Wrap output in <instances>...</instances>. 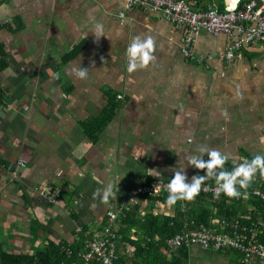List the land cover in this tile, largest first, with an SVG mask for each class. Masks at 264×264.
Here are the masks:
<instances>
[{"label": "crops", "instance_id": "1", "mask_svg": "<svg viewBox=\"0 0 264 264\" xmlns=\"http://www.w3.org/2000/svg\"><path fill=\"white\" fill-rule=\"evenodd\" d=\"M184 1H195L196 9L226 7V0ZM97 24L103 30L99 39ZM183 35L158 12H126L123 0H7L0 6V46L8 62L0 73L5 250L21 253L48 240L72 241L78 227L96 237L106 210L142 183L171 180L182 167L186 183L203 176L206 169L187 160L200 157L201 146L235 164L264 155V46L244 45L227 60L233 37L201 31L193 44L198 64L183 57ZM136 36L153 38L155 60L129 73L127 48ZM82 68L86 78L78 75ZM111 96L119 108L92 143L82 124L98 117ZM202 159H209L207 153ZM109 184L114 195L102 202ZM64 186L69 192L55 197L52 189ZM171 211V205H150L143 198L134 219ZM118 228L117 253L124 264H150L140 257L132 263L129 240L142 237L140 227ZM231 253L194 244L183 264L189 255L198 258L195 264H238V254Z\"/></svg>", "mask_w": 264, "mask_h": 264}, {"label": "built area", "instance_id": "2", "mask_svg": "<svg viewBox=\"0 0 264 264\" xmlns=\"http://www.w3.org/2000/svg\"><path fill=\"white\" fill-rule=\"evenodd\" d=\"M5 1L7 0H0V6ZM123 1L126 12L135 8L158 12L176 29L183 30L182 55L198 64L202 60L194 55L193 44L201 31L233 37L225 51L224 57L227 60L234 59L244 45L260 43L264 46V0L260 2L248 0L242 4H238L237 0H226L223 11L213 7L196 9L195 1L192 3L184 0ZM118 16L123 18L125 14L119 13ZM18 164L19 167H26L25 161ZM253 182L254 184H250L252 187L249 186L251 189L237 188L242 193L239 198H230L220 192V197L223 195L228 197L227 204L240 202L244 205L236 217L222 218L213 227L190 224L169 237L167 243L172 247H189L196 244L214 252H234L238 254V264H264V192L259 188L260 184H264V178ZM169 183L170 180L161 178L146 181L107 209L104 224L98 234L86 241V250L81 253L84 264H89L94 257L100 264H124L119 262L117 253L120 219L134 211L143 198L155 199L169 195L167 189ZM217 188V183L214 185L204 183L199 194L214 196ZM52 192L58 197L69 190L64 186L56 187ZM245 192L246 195H243ZM79 200L80 195L74 199V204H78ZM251 203L259 205L247 209L246 206ZM81 230L82 227L77 228V231Z\"/></svg>", "mask_w": 264, "mask_h": 264}, {"label": "trees", "instance_id": "3", "mask_svg": "<svg viewBox=\"0 0 264 264\" xmlns=\"http://www.w3.org/2000/svg\"><path fill=\"white\" fill-rule=\"evenodd\" d=\"M223 11V10H221ZM82 49V45L71 51L65 58V61H69L75 57ZM8 67L7 53L3 46H0V73ZM1 101V95H0ZM119 108V103L114 99V96L110 97L108 105L102 110L101 114L87 122H83L82 127L86 136L92 143H96L99 134L104 127L113 119L115 113ZM253 157H245V159L251 162ZM244 160V159H243ZM232 163L227 161L224 165V170L231 172L240 163ZM215 173H219L221 169L214 170ZM207 172V169H206ZM206 172L204 175H206ZM203 175V176H204ZM262 179L259 172L255 174L253 181ZM204 183L211 185L216 184L215 178H209ZM252 187V185H250ZM239 189V184L236 185ZM251 187H248L251 189ZM260 190L264 192V184H260ZM71 196L79 197V193L73 189L70 193ZM168 195L158 198H145L150 202V205L154 203L165 204L167 203ZM228 197L219 196L218 198L212 195H196L191 201L179 200L175 205H171L172 211L167 214L154 215L148 213V215L136 221L135 213L132 211L128 213L124 218L120 219V226L126 224H137L143 231V235L140 238L129 240L134 245V253L132 263H138L137 258H143L150 264H183L188 256V247H172L167 243V239L181 230L183 227H188L190 224L198 226L203 224L206 227H213L222 218H233L242 210L244 205L240 202H233L227 204ZM259 204L251 203L247 205V209L251 207H257ZM135 220V221H134ZM120 234L118 228V235ZM92 234L87 233V227H83L81 231H77L74 240L69 241L62 239L58 242L48 240L43 248H39L35 251H24L21 253L5 250L0 242V264H84V259L81 256L86 250V241ZM93 238V237H92ZM118 244V243H117ZM165 250L166 252H163ZM220 253V252H219ZM119 256V262L124 263ZM140 262V261H139ZM89 264H100L96 257L92 258Z\"/></svg>", "mask_w": 264, "mask_h": 264}, {"label": "clouds", "instance_id": "4", "mask_svg": "<svg viewBox=\"0 0 264 264\" xmlns=\"http://www.w3.org/2000/svg\"><path fill=\"white\" fill-rule=\"evenodd\" d=\"M97 39L103 35L102 26L97 24L94 31ZM154 41L151 36L147 39H141L140 36L133 38L132 43L127 48L129 73L135 72L138 69L145 68L149 65L150 61H154ZM80 78L87 77V69H80L78 71ZM198 151L202 154L200 157L189 156L188 163L194 165L198 169H207L204 176H193L192 183H186V173L184 168L175 171L174 177L171 178L170 183L167 185L169 195L167 203L175 205L179 200L191 201L199 194L202 184L209 178H215L218 188L214 193L216 198L219 197L220 192H223L230 198H239L242 193L238 191L236 185L239 184L240 188L247 189L253 181L255 174L259 172L260 176L264 178V155H255L249 163L248 159H244L242 163L236 166L231 172L224 170V165L230 159L226 154H222L217 150H209L205 147H199ZM207 153L209 159L207 161L202 159V156ZM221 169L217 174L215 169ZM99 195V190L94 193V196ZM112 185L109 184L104 191L102 202H107L110 196H113ZM246 195V192L243 193Z\"/></svg>", "mask_w": 264, "mask_h": 264}, {"label": "rangeland", "instance_id": "5", "mask_svg": "<svg viewBox=\"0 0 264 264\" xmlns=\"http://www.w3.org/2000/svg\"><path fill=\"white\" fill-rule=\"evenodd\" d=\"M251 184H254V182L252 181ZM34 248H36V246ZM231 255H234V253L232 252ZM197 260H198L197 257H195V256L192 257L189 255L188 260L185 262V264H195Z\"/></svg>", "mask_w": 264, "mask_h": 264}]
</instances>
